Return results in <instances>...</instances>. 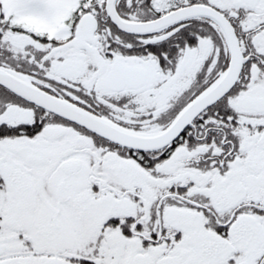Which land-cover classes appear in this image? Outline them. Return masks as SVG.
I'll return each mask as SVG.
<instances>
[{"label": "snow or ice", "instance_id": "6c2138e0", "mask_svg": "<svg viewBox=\"0 0 264 264\" xmlns=\"http://www.w3.org/2000/svg\"><path fill=\"white\" fill-rule=\"evenodd\" d=\"M0 264H264V0H0Z\"/></svg>", "mask_w": 264, "mask_h": 264}]
</instances>
